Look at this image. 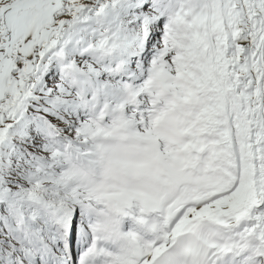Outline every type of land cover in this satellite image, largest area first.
<instances>
[{
  "label": "snow or ice",
  "instance_id": "1",
  "mask_svg": "<svg viewBox=\"0 0 264 264\" xmlns=\"http://www.w3.org/2000/svg\"><path fill=\"white\" fill-rule=\"evenodd\" d=\"M0 264H264V0H0Z\"/></svg>",
  "mask_w": 264,
  "mask_h": 264
}]
</instances>
